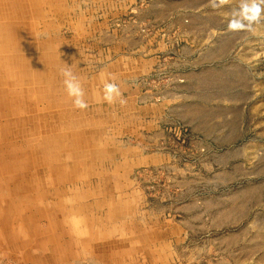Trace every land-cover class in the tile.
Returning <instances> with one entry per match:
<instances>
[{"label":"rangeland","instance_id":"1","mask_svg":"<svg viewBox=\"0 0 264 264\" xmlns=\"http://www.w3.org/2000/svg\"><path fill=\"white\" fill-rule=\"evenodd\" d=\"M239 4L0 0V264H264V22L229 32ZM105 81L137 99L93 112Z\"/></svg>","mask_w":264,"mask_h":264},{"label":"clouds","instance_id":"2","mask_svg":"<svg viewBox=\"0 0 264 264\" xmlns=\"http://www.w3.org/2000/svg\"><path fill=\"white\" fill-rule=\"evenodd\" d=\"M230 3V0H208V6L212 9H220ZM264 22V0H240V4L235 8L227 23L229 32H255L256 25ZM60 75L63 77V84L67 95L72 98L73 106L77 109H87L88 103L84 99L85 91L79 78L71 70V66L65 64L60 69ZM104 102L113 104L119 101L121 106L127 104L123 98L119 86L110 81L103 84Z\"/></svg>","mask_w":264,"mask_h":264},{"label":"crops","instance_id":"3","mask_svg":"<svg viewBox=\"0 0 264 264\" xmlns=\"http://www.w3.org/2000/svg\"><path fill=\"white\" fill-rule=\"evenodd\" d=\"M192 74L195 75L196 73L192 72ZM189 76H190V75L188 74V78H189ZM188 78H187V79H188ZM125 85H126V84H125ZM127 85H128V84H127ZM127 85L124 86V88H125L126 91H127L128 88H129V86H127ZM188 87H189V86L187 85L186 89L189 91V88H188ZM182 88H183V87H182ZM122 91H124V89H122ZM126 91H125V92H126ZM121 93H122V92H121ZM134 94H135V95L133 96L131 92H126V94H123V98L126 99L127 101H128V100H133V99L136 100L138 96H137V93H134ZM139 96H140V95H139ZM115 103H116V104H120L119 101H117V102H115ZM114 105H115L114 103H113V104H105V105H102V104H101V105H98V106L94 107L92 111H93V112H94V111H98V113H99L100 110L102 109V111H103L102 114H103V115H109V113H111V112L109 111V108H111V106H112L113 109H115V106H114ZM105 106H106V107H105ZM151 106H153V104H152ZM187 107H188V106H184V108H186V109H187ZM153 108H154V110H153L152 112L154 113V115L157 114V117H159V115H162L161 113H165L163 110L159 109V106H157L156 104H154V107H153ZM132 111H133V112L135 111V113H136L135 116H139V114H140L139 111H140V110L138 111V109H135V108H134V109H130V110L128 109V110H127L125 107H124V108H121V107H120V112H121L122 114H128V113H131ZM140 118H141V117L139 116V119H140ZM78 121H79V120H78ZM135 122H139V123H141V119H140L139 121H135ZM73 123H75V121H74ZM72 126H73V125H72ZM138 126H139L138 124L135 126L136 131H138V130L140 131V129H139ZM161 133H162V132H161V129H157L156 132L152 133V136H154V137H155L156 135L160 136ZM84 156H85V155H84ZM75 167H79V166H75ZM62 168H63V167H61V169H62ZM62 173H66V171H65V172H62ZM70 174H71V175H75L74 173H70Z\"/></svg>","mask_w":264,"mask_h":264}]
</instances>
